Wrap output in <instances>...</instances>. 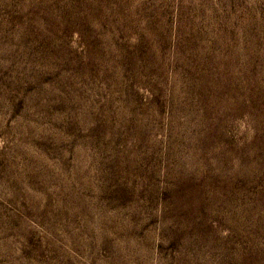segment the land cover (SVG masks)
Instances as JSON below:
<instances>
[{
	"label": "rangeland",
	"instance_id": "1",
	"mask_svg": "<svg viewBox=\"0 0 264 264\" xmlns=\"http://www.w3.org/2000/svg\"><path fill=\"white\" fill-rule=\"evenodd\" d=\"M0 264H264V0H0Z\"/></svg>",
	"mask_w": 264,
	"mask_h": 264
}]
</instances>
